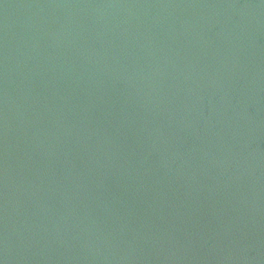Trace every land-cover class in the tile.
<instances>
[{
	"label": "water",
	"instance_id": "95a60500",
	"mask_svg": "<svg viewBox=\"0 0 264 264\" xmlns=\"http://www.w3.org/2000/svg\"><path fill=\"white\" fill-rule=\"evenodd\" d=\"M0 264H264V0H0Z\"/></svg>",
	"mask_w": 264,
	"mask_h": 264
}]
</instances>
